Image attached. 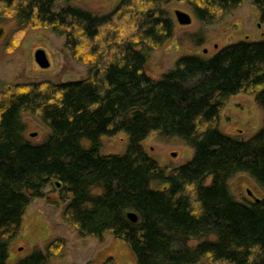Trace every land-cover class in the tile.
I'll use <instances>...</instances> for the list:
<instances>
[{"label": "trees", "instance_id": "16d2710c", "mask_svg": "<svg viewBox=\"0 0 264 264\" xmlns=\"http://www.w3.org/2000/svg\"><path fill=\"white\" fill-rule=\"evenodd\" d=\"M176 3L205 26L251 3L264 25V0H119L102 16L68 0H0V26L12 25L14 44L28 32L64 38L87 71L64 84L0 83V264L49 185L78 237L121 239L137 264H264V197L238 200L230 188L242 174L264 192V40L211 59L180 57L152 80L144 68L174 36ZM240 94L263 114L247 140L219 128L223 103ZM26 115L45 128L40 143L26 137ZM154 132L191 148V160L160 167L142 147ZM120 133L124 152L103 154L102 138ZM49 256L35 251L17 264Z\"/></svg>", "mask_w": 264, "mask_h": 264}, {"label": "rangeland", "instance_id": "374dc122", "mask_svg": "<svg viewBox=\"0 0 264 264\" xmlns=\"http://www.w3.org/2000/svg\"><path fill=\"white\" fill-rule=\"evenodd\" d=\"M74 7H82L94 16L109 13L119 0H68ZM175 11L188 14L191 23L180 26L175 20ZM174 19V36L162 48L152 53L145 65V73L152 80H160L173 69L178 58L193 56L211 59L218 50L239 42L264 40V25L259 22V12L251 3H245L221 22L205 26L199 23L184 4L169 7ZM0 83L26 84L52 82L64 84L85 80L86 67L72 60L64 47V38L44 31L28 32L19 43L14 44L12 25L0 26ZM217 47V49H216ZM43 49L50 68L40 70L34 62V53ZM206 51V53H205ZM26 137L40 143L46 135L45 128L27 115ZM263 114L254 98L246 95L230 97L223 103L219 116V128L228 135L243 138L253 137L261 128ZM35 135V137H31ZM103 154L125 150L127 137L120 133L113 138H102ZM145 152L163 168H176L190 161L193 150L178 139H166L154 132L142 143ZM172 154H175L173 157ZM232 193L238 200L263 198L264 192L247 176L238 175L230 181ZM65 196V193L62 194ZM61 193L49 185L44 189V198L32 200L22 219L20 231L9 249L8 264H17L35 251L49 253L46 264H137L128 244L106 234L101 238H80L73 228L62 220Z\"/></svg>", "mask_w": 264, "mask_h": 264}, {"label": "water", "instance_id": "95a60500", "mask_svg": "<svg viewBox=\"0 0 264 264\" xmlns=\"http://www.w3.org/2000/svg\"><path fill=\"white\" fill-rule=\"evenodd\" d=\"M175 20L180 26H188L191 23V17L183 12L180 11H175ZM3 31L0 29V37L2 36ZM217 49V47H216ZM206 53V51H205ZM34 62L36 66L40 70H46L50 68V62L46 56V53L43 49H37L34 53ZM31 137H35V135H31ZM174 157L175 154H172ZM58 186V185H57ZM248 194L251 196V198L254 200V197H252V194L248 191ZM127 218L129 219L130 222L135 223L137 221V217L134 213H128Z\"/></svg>", "mask_w": 264, "mask_h": 264}]
</instances>
